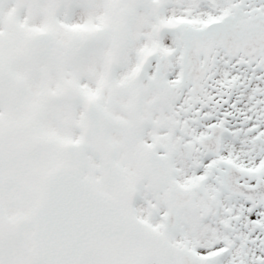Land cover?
Wrapping results in <instances>:
<instances>
[{
    "label": "snow or ice",
    "instance_id": "snow-or-ice-1",
    "mask_svg": "<svg viewBox=\"0 0 264 264\" xmlns=\"http://www.w3.org/2000/svg\"><path fill=\"white\" fill-rule=\"evenodd\" d=\"M0 264H264V0H0Z\"/></svg>",
    "mask_w": 264,
    "mask_h": 264
}]
</instances>
